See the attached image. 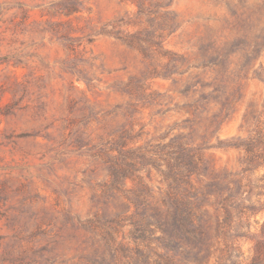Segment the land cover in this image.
<instances>
[{
  "label": "rangeland",
  "instance_id": "374dc122",
  "mask_svg": "<svg viewBox=\"0 0 264 264\" xmlns=\"http://www.w3.org/2000/svg\"><path fill=\"white\" fill-rule=\"evenodd\" d=\"M262 68L264 0H0V264H141L179 144L240 171ZM244 176L253 232L264 164Z\"/></svg>",
  "mask_w": 264,
  "mask_h": 264
},
{
  "label": "trees",
  "instance_id": "16d2710c",
  "mask_svg": "<svg viewBox=\"0 0 264 264\" xmlns=\"http://www.w3.org/2000/svg\"><path fill=\"white\" fill-rule=\"evenodd\" d=\"M234 145L244 151L238 172L214 171L201 148L179 144L176 185L161 204L138 213L141 264H264V221L250 232L241 217L251 210L242 204L249 186L243 176L264 164V130L251 128Z\"/></svg>",
  "mask_w": 264,
  "mask_h": 264
}]
</instances>
